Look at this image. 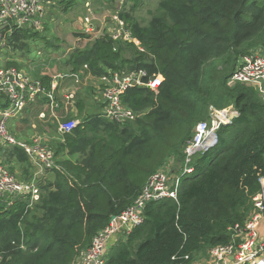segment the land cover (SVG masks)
Listing matches in <instances>:
<instances>
[{
    "label": "trees",
    "instance_id": "16d2710c",
    "mask_svg": "<svg viewBox=\"0 0 264 264\" xmlns=\"http://www.w3.org/2000/svg\"><path fill=\"white\" fill-rule=\"evenodd\" d=\"M143 1L127 0L121 16L145 52L102 35L68 65L74 75L87 67L98 78L107 70L145 69L164 82L158 93H126L123 102L137 115L133 122L119 124L99 113L71 133L56 126L60 142L48 146L57 167L46 169L42 179L22 149L0 146L11 173L14 165H26L29 178L15 176H37L41 190L29 209L28 201L0 199V252L7 253L1 264H76L167 161L175 159L182 168L185 147L212 105L233 106L239 116L221 127L213 150L195 159L178 201L149 204L145 222L111 248L105 264H192L198 254L231 244L229 228L244 227L254 211L264 179V100L256 88L229 80L243 57L264 53V0H160L162 15L147 26L132 12ZM36 37L30 29L15 32L9 48L24 51ZM5 65L19 68L13 60ZM40 80L49 91L52 78ZM45 103L47 98L32 104L38 115Z\"/></svg>",
    "mask_w": 264,
    "mask_h": 264
},
{
    "label": "built area",
    "instance_id": "2783aa9c",
    "mask_svg": "<svg viewBox=\"0 0 264 264\" xmlns=\"http://www.w3.org/2000/svg\"><path fill=\"white\" fill-rule=\"evenodd\" d=\"M116 2V11L110 21H107L108 24L103 26H96L92 22L95 12L87 5L89 15L85 18L86 27L83 32L87 35H106L115 43H129L139 51L145 52V48L134 37L129 25L121 16L127 0ZM56 3L57 0H0V146L22 149L36 165L39 175L46 169L57 167L53 151L44 138L36 137L30 143L18 139L8 130V122L21 118L27 109L37 102L38 96L46 93L49 104L44 112L51 111V115L57 119L59 133H71L80 122L59 121L56 94L64 80H74L77 84L80 77L76 74L56 75L52 77L51 89L47 91L40 79H32L20 68L2 64L1 54L9 48L8 39L15 32L24 29L41 30L46 11L56 6ZM99 80L103 88L104 117L125 124L136 120V114L123 102L126 93L135 88H146L158 93L164 77L161 74L151 76L145 69L125 72L107 70ZM229 82L231 85L238 83L254 87L264 99V53L256 51L243 57ZM74 99L75 93L68 95L69 104H73ZM209 110L208 120L196 126L193 139L185 147V159L180 172L176 173L175 159H171L170 163L167 161L149 179L134 204L122 214L113 217L109 225L95 236L91 246L78 258L76 264H105L111 248L126 240L136 227L145 222V210L149 204L168 199L178 201L182 179L195 172V159L213 150L218 144L221 127L231 124L239 116L233 106L224 110L211 106ZM44 112H41L40 116ZM261 185V191L253 200L254 211L244 227L236 225L229 228L232 235L231 244L211 249L207 264H264V179H261ZM6 197L28 201V209L33 208L41 199L37 176L30 181H20L5 164L0 163V199ZM21 249L26 250L27 247L22 245ZM6 255V252H0V264L4 262ZM185 259L188 260L189 257Z\"/></svg>",
    "mask_w": 264,
    "mask_h": 264
},
{
    "label": "rangeland",
    "instance_id": "374dc122",
    "mask_svg": "<svg viewBox=\"0 0 264 264\" xmlns=\"http://www.w3.org/2000/svg\"><path fill=\"white\" fill-rule=\"evenodd\" d=\"M59 1L56 3V6L51 7V9L46 11L42 28L41 30H37L39 37H36L33 40H28V48L24 51H15L11 48L6 49V51L1 54L2 64L5 65L9 60L16 61L20 70L23 72L25 71L29 77L36 80L44 77L52 78L56 75L72 74L70 73L72 67L68 65L69 59H71V57L79 51H86L93 45L95 39L102 35L97 33L87 35L83 32L86 27L85 18L89 15V7L86 6L90 5L92 10L95 12V19L92 22L96 26L108 24L107 21H110L111 16L114 14L118 6L116 0ZM159 3L160 0H144L142 4H139L135 10L132 11L134 17L143 26H147L153 16L162 15ZM67 5L69 7L66 9L65 6ZM83 35L90 36V38L85 39ZM125 55L130 57L131 54L125 53ZM79 79L80 82L77 84L72 80H68V82H72V86H74L75 90V99L72 107L73 109L80 111V114L69 115L66 113L65 108H61L57 111L59 121L77 120L82 122L85 118L92 115L91 112L87 113L84 110V107L86 106V99L84 100V98L78 93L79 88L83 86V79L81 77ZM90 81H93V84L97 83V80L91 79ZM89 86L90 85L87 84L88 89ZM100 92L103 93V90ZM72 93L73 92H70L67 95H71ZM44 98L49 100L48 94L43 93L39 95L36 103L39 104V102L43 101ZM88 103L89 100L87 102V106L89 105ZM100 105L104 107V99H102V104ZM42 106H44V109L46 108L45 105ZM212 106L218 110L231 108L230 105H224L221 107L217 105ZM38 108L31 105L27 109L28 111L20 119L14 118L9 120L7 125L8 130L24 142L30 143L34 138L40 137L44 138L47 145L55 147V145L57 146L60 142V135L56 130V126H58L57 119L51 115L50 109L48 110L50 112H44L41 116L40 114L38 115V112L40 111H37ZM90 109L91 108L88 107V111H90ZM168 162L170 163L171 160ZM0 163L5 164L2 162L1 157ZM24 168H26V165L24 167L21 164L14 165L15 175L23 180L29 176ZM29 169L32 171L31 166ZM180 170L181 165L178 164V166H176V173H179ZM34 172L37 174L38 169H34L33 167V173ZM43 173L40 174L42 176L38 179L43 178ZM209 255L210 250L208 252L198 254L194 261L198 264H207Z\"/></svg>",
    "mask_w": 264,
    "mask_h": 264
},
{
    "label": "crops",
    "instance_id": "0c3cea01",
    "mask_svg": "<svg viewBox=\"0 0 264 264\" xmlns=\"http://www.w3.org/2000/svg\"><path fill=\"white\" fill-rule=\"evenodd\" d=\"M70 73H73V72H71V70H70ZM77 73H78L77 75H79V77H81L83 79V83H82L83 86L81 88H79L78 93L84 98V100L86 99V103H85L86 106L84 107L85 112H87V113L91 112L92 115L93 114H99L102 111L104 112V107H102L100 105V104H102V99L104 97H103V93L100 92L101 90H103V88L101 86V82H100L99 78L91 75L89 70L87 69V67L81 68ZM67 75H72V74H67ZM91 79L97 80V83L93 84V81H90ZM72 81H74V80H72ZM74 83H75V81H74ZM87 84L90 85L89 89L87 87ZM70 92H73V93L75 92L74 86H72V82H68V80H64L60 84L59 90L57 92V97H56L57 109L59 110L61 108H65L66 113L69 115L80 114V111L73 109L72 104L69 105L67 94ZM66 100H67V102H66ZM88 100H89V103H88L89 105L87 106ZM43 107L44 106H42V112H44ZM88 107L91 108L90 111H88ZM195 263L196 262L194 261V264Z\"/></svg>",
    "mask_w": 264,
    "mask_h": 264
}]
</instances>
